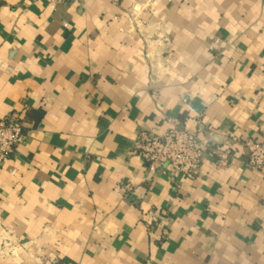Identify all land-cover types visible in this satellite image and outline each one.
<instances>
[{
  "label": "crops",
  "instance_id": "crops-1",
  "mask_svg": "<svg viewBox=\"0 0 264 264\" xmlns=\"http://www.w3.org/2000/svg\"><path fill=\"white\" fill-rule=\"evenodd\" d=\"M0 264H264V0H0ZM229 149L135 151L170 120Z\"/></svg>",
  "mask_w": 264,
  "mask_h": 264
},
{
  "label": "built area",
  "instance_id": "built-area-1",
  "mask_svg": "<svg viewBox=\"0 0 264 264\" xmlns=\"http://www.w3.org/2000/svg\"><path fill=\"white\" fill-rule=\"evenodd\" d=\"M55 4H70L80 0H49ZM25 124L19 113H13L0 121V166L14 154L25 139ZM244 147L248 151L249 165L254 169L264 166V140L247 139ZM135 151L148 165L151 174L166 165L172 171L186 176L200 173L205 154L210 151L223 157L229 149L211 147L208 141L193 133L176 119L164 134L142 131L135 142Z\"/></svg>",
  "mask_w": 264,
  "mask_h": 264
}]
</instances>
